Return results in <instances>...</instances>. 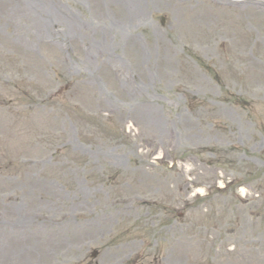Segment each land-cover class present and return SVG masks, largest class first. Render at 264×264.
<instances>
[{
  "label": "rangeland",
  "instance_id": "rangeland-1",
  "mask_svg": "<svg viewBox=\"0 0 264 264\" xmlns=\"http://www.w3.org/2000/svg\"><path fill=\"white\" fill-rule=\"evenodd\" d=\"M0 264H264V0H0Z\"/></svg>",
  "mask_w": 264,
  "mask_h": 264
},
{
  "label": "bare ground",
  "instance_id": "bare-ground-1",
  "mask_svg": "<svg viewBox=\"0 0 264 264\" xmlns=\"http://www.w3.org/2000/svg\"><path fill=\"white\" fill-rule=\"evenodd\" d=\"M40 23H41V25L45 24L44 25V28H46L49 25V22L48 21L47 22H44L42 19H41Z\"/></svg>",
  "mask_w": 264,
  "mask_h": 264
}]
</instances>
